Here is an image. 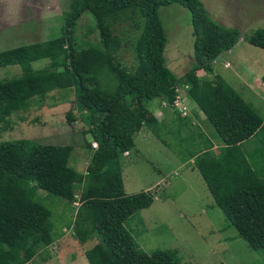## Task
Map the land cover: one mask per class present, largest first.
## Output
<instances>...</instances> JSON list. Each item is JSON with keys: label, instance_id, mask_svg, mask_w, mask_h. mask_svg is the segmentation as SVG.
I'll return each mask as SVG.
<instances>
[{"label": "trees", "instance_id": "16d2710c", "mask_svg": "<svg viewBox=\"0 0 264 264\" xmlns=\"http://www.w3.org/2000/svg\"><path fill=\"white\" fill-rule=\"evenodd\" d=\"M170 4L189 12L193 64L199 67L198 73L214 74V61L237 44L241 33L239 27L215 20L201 0H71L64 10V35L0 51V68H23L19 77L0 79V111L7 102L27 103L34 97H46L52 85L59 91L74 86L76 104L83 118L91 122L82 127L84 145L93 148L83 182L68 190L66 184L73 186L76 181L73 171L59 168L49 172L32 141L0 142V200L54 229L57 218L53 206L62 208L60 216H65L74 211L78 195L82 200L123 196L120 155L134 147L135 134L147 127L180 161H193L221 210L224 221L220 229L235 227L264 261V116L239 92L230 90L222 104L208 114V121L230 149L223 168H209L201 151L212 149V140L196 130L191 118L175 104L186 82L170 69L164 54L168 37L159 9ZM83 15L98 31V45L77 37ZM123 20H129L135 32L130 39L122 37L124 31H115L116 23ZM248 42L264 50V27L256 28ZM123 45L134 52V64L129 68L119 60ZM44 57L50 59L49 68L35 69L32 62ZM260 81L264 85V73ZM161 104L170 112L156 120L154 111ZM68 114L73 118L72 111ZM89 132L93 139L87 137ZM188 137L201 149H191ZM66 224L63 227L70 228L71 223ZM113 227L110 241L103 233L112 257L102 264H190L182 261L174 248L147 252L122 221ZM40 238V233L0 210V264L34 260L32 242Z\"/></svg>", "mask_w": 264, "mask_h": 264}, {"label": "rangeland", "instance_id": "374dc122", "mask_svg": "<svg viewBox=\"0 0 264 264\" xmlns=\"http://www.w3.org/2000/svg\"><path fill=\"white\" fill-rule=\"evenodd\" d=\"M70 1L0 0V51L64 35V10ZM201 2L215 20L225 26L240 28L241 43L233 49V54L226 56L228 60L231 57L229 66L225 68L224 63L216 64V61L213 64L223 80L207 71L198 73L199 67L193 64L194 36L188 10L178 4H170L161 7L159 15L168 37L164 51L168 66L186 82L179 90L181 100H178L177 108L182 114L185 111L192 116L198 115L196 129L207 128L209 131L213 130L212 124L203 120L199 107L209 114L222 104L231 88L249 100L250 105L253 103L254 106H251L255 110L256 99H260L261 94L264 97V85L260 81L264 73V50L248 42L256 28L264 27V0ZM115 29L124 31L122 37L125 39H130L135 33L129 20L118 21ZM76 34L79 40L87 39L95 45L100 43L98 31L85 15L79 20ZM119 60L126 67H131L134 64L132 48L123 45ZM49 61V57H44L33 61L32 65L35 69L46 68ZM22 73L20 65L3 67L0 68V79L19 77ZM76 97L74 86L59 91L52 85L46 97H34L27 103L7 102L0 111V142L16 139L32 141L36 153L45 159L49 172L59 168L73 171L72 178L76 181L72 182L73 186L66 184L68 190L80 187L78 182H83L93 149L84 145L82 127L90 126L91 122L83 118ZM261 106H264V100ZM70 111L73 112L71 119L68 116ZM258 111L264 115V108H258ZM169 112L170 109L163 108L161 104L154 111V116L160 120ZM87 137L93 139L90 132ZM188 143L198 146V142L191 137H188ZM167 148L146 127L137 138L135 135V145L129 156L120 155V162L127 187L144 188L149 196L139 192L133 199L116 202L92 198L83 210H77L80 206H75L74 202V211L77 207L75 213L81 214L77 219H72V211L60 216L62 208L53 206L57 218L54 229L45 227L0 200L1 211L41 234L39 244L38 240L32 242L35 259L25 264H102L112 257L103 233L110 241L113 239V225L121 221L147 252L157 248H174L181 260L190 264H264L235 227L220 229L224 221L221 210L213 202L202 178L198 172L184 174L175 161L167 164L170 153ZM225 157L222 154L209 155V168H223ZM61 186L64 188L65 184ZM161 187L165 190L166 200L153 197ZM80 200L78 195L77 201ZM122 216L126 218L120 221ZM67 222L75 225L70 229L72 232L60 228Z\"/></svg>", "mask_w": 264, "mask_h": 264}, {"label": "crops", "instance_id": "0c3cea01", "mask_svg": "<svg viewBox=\"0 0 264 264\" xmlns=\"http://www.w3.org/2000/svg\"><path fill=\"white\" fill-rule=\"evenodd\" d=\"M241 43V35H240V37H239V41L237 42V44L232 48V49H230L228 52H226L225 54H223V55H220L218 58H216V64H218V63H224V67L225 66H229L228 64L230 63L229 62V60L231 59V57L229 58V60L227 59V55L228 54H233V49H235L239 44ZM234 55H237L236 53L234 54ZM238 56V55H237ZM223 60V61H222ZM215 61H214V63H215ZM213 63V64H214ZM227 67H225V68H227ZM215 70V75H217L218 77H219V79L220 80H223V78H222V76H219V73L216 71V69H214ZM225 81V80H224ZM226 82V81H225ZM231 90H234V89H232L231 88ZM262 92V91H261ZM261 92H260V94H261ZM240 94V93H239ZM242 96V95H241ZM243 97V96H242ZM244 98V97H243ZM179 100H181V96H180V99ZM184 100H186V98L184 99ZM244 100L246 101V102H248V103H251L249 100H247L246 98H244ZM258 102H256V105H255V107L258 109L260 106V104H262V101L264 100V97L262 96V94H261V97H260V99H256ZM196 104V103H195ZM252 106H254V104L252 103L251 104ZM181 106H185V105H183L182 103H181ZM199 107V106H198ZM264 108V106H261V109H263ZM198 111H199V113H200V115L202 116V118H203V120L204 119H206L207 121H208V114H205V111H202V108L201 107H199L198 108ZM260 114L261 115H263L261 112H260ZM188 117H190L191 118V120H192V124H194L195 125V127L197 126V124L196 123H198V115H197V117L194 115V116H192V115H190V114H186ZM264 116V115H263ZM200 118V117H199ZM201 118V119H202ZM198 119V120H197ZM197 121V122H196ZM210 123V122H209ZM212 129L213 130H209L208 131V129L207 128H204V129H201V130H198V131H203L211 140H212V142H213V148L212 149H210V150H203V151H201V153H203L204 155H206V160H209L208 159V157H209V155H217V154H222V155H226V157L224 158L225 159V161H226V158H227V151L230 149V146L229 145H227L224 141H223V139L220 137V135L218 134V132L216 131V129L212 126ZM143 130H145V127L141 130V131H139L138 133H136L135 135H136V138H137V136H138V134L139 133H141V132H143ZM197 130V129H196ZM217 134V135H216ZM190 148L191 149H194V150H200L201 149V146L198 144V146H196V145H192L191 143H190ZM167 150L170 152L169 153V156H168V160L166 161L167 162V164H171L173 161H175V163H178L177 165H178V167L179 168H181V169H183V171H184V174H187V173H189V174H196V172H198L197 171V169L194 167V163H193V161L192 160H189V161H187V162H182V161H180L179 160V158H178V156L177 155H175L174 153H172V151H170L168 148H167ZM130 152V150L128 151V152H126V154L124 153V155L123 156H129V153ZM208 162V161H207ZM121 163V162H120ZM174 163V164H175ZM125 165L126 164H124V167H125ZM121 168H122V166H121ZM217 170V169H216ZM215 171V170H214ZM198 175H200V173L198 172ZM122 176H123V174H122ZM200 177H201V175H200ZM202 178V177H201ZM203 180V179H202ZM203 182H204V180H203ZM126 183V180L123 178V184H124V190H125V195H123V196H120V197H101V198H96V197H94V199H100V200H103V201H121V200H124V199H133L139 192H143L144 194H146L145 193V189L143 188V189H139V188H135V189H130V188H128L127 187V185L125 184ZM204 184H205V182H204ZM205 186H206V184H205ZM158 186H156L155 188H157ZM205 188V187H204ZM207 188V187H206ZM154 189V188H153ZM152 189V190H153ZM208 190V189H207ZM148 191H150V190H148ZM209 192V191H208ZM150 194V193H149ZM149 194H146L147 196H149ZM153 197L154 198H162V199H164V200H166V193H165V190H163V187H161L160 189H157V192L153 195ZM90 199H92V197L91 198H87V199H85V200H80V201H75V206L76 205H78V206H80V207H76L77 208V210H83V207H85L86 206V203L90 200ZM213 199V198H212ZM214 202V201H213ZM215 205V204H214ZM213 205V206H214ZM76 208H75V211H76ZM219 208V207H218ZM75 211H74V213L72 212V219H77V217L78 216H80L81 214H80V212H76L75 213ZM214 213H216V212H214ZM122 214H124L123 212H122ZM121 215V214H120ZM219 222H221V221H219ZM73 223H76L75 221L73 222ZM73 223L70 225V228H67V227H63V228H61V229H63V230H66L67 232H72L70 229H72L73 227H75V225H73ZM222 225V224H221ZM221 227V226H220ZM69 234V233H68ZM70 235V234H69ZM76 236V234L74 235V237ZM41 239V238H40ZM39 242H41L40 240H38V242H37V244H39Z\"/></svg>", "mask_w": 264, "mask_h": 264}, {"label": "built area", "instance_id": "2783aa9c", "mask_svg": "<svg viewBox=\"0 0 264 264\" xmlns=\"http://www.w3.org/2000/svg\"><path fill=\"white\" fill-rule=\"evenodd\" d=\"M178 97H179V96H178ZM178 100H179V99H178ZM178 100H176V102H175L176 107L178 106V105H177ZM165 106H166V105H165ZM185 114H186V112L184 111V112H183V115H185ZM93 143H94V146H97V141H96V140H95V141L93 140Z\"/></svg>", "mask_w": 264, "mask_h": 264}, {"label": "clouds", "instance_id": "9594fccd", "mask_svg": "<svg viewBox=\"0 0 264 264\" xmlns=\"http://www.w3.org/2000/svg\"><path fill=\"white\" fill-rule=\"evenodd\" d=\"M180 96V95H179ZM180 98V97H179ZM178 107V106H177ZM186 115V114H185ZM128 152V151H127ZM123 153H125L126 154V152H123Z\"/></svg>", "mask_w": 264, "mask_h": 264}]
</instances>
